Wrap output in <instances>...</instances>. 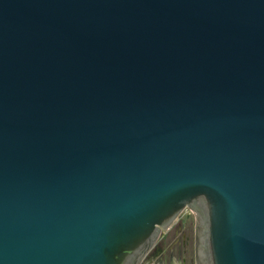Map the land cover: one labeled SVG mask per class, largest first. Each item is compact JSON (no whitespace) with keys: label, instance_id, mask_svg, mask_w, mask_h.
Returning <instances> with one entry per match:
<instances>
[{"label":"water","instance_id":"obj_1","mask_svg":"<svg viewBox=\"0 0 264 264\" xmlns=\"http://www.w3.org/2000/svg\"><path fill=\"white\" fill-rule=\"evenodd\" d=\"M188 208L264 264V0H0V264H141Z\"/></svg>","mask_w":264,"mask_h":264},{"label":"flooded vegetation","instance_id":"obj_2","mask_svg":"<svg viewBox=\"0 0 264 264\" xmlns=\"http://www.w3.org/2000/svg\"><path fill=\"white\" fill-rule=\"evenodd\" d=\"M193 211L196 214L197 221L194 240L191 232L185 230V232L178 233L180 231L178 225L180 223L181 214L167 228L160 230L159 238L156 244L147 254L141 264H145L146 260L149 259V256L153 253V250L157 246L158 248H156L155 252L163 249V247L159 246V243L163 238L167 240L168 244L165 253V258L169 260L168 264H211L206 249V232L203 217L200 215V212L195 210ZM148 263L150 262L148 261Z\"/></svg>","mask_w":264,"mask_h":264},{"label":"rangeland","instance_id":"obj_3","mask_svg":"<svg viewBox=\"0 0 264 264\" xmlns=\"http://www.w3.org/2000/svg\"><path fill=\"white\" fill-rule=\"evenodd\" d=\"M196 226H197V221H196L195 214L192 212L191 209H189V208L186 209L182 213V215L180 216V223L178 225L180 231L178 233L185 232V230L188 232H191L193 240H194ZM159 246L163 247V249L162 250L160 249L158 252H155L156 248H158V246H157L153 250V253L149 256V259L146 260L145 264H168L169 263V260L165 258L166 249L168 247L167 240H165V238H163L160 241ZM148 261L150 263H148Z\"/></svg>","mask_w":264,"mask_h":264}]
</instances>
